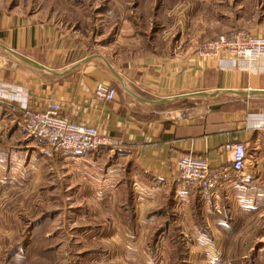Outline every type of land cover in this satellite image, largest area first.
Instances as JSON below:
<instances>
[{
  "label": "crops",
  "instance_id": "obj_1",
  "mask_svg": "<svg viewBox=\"0 0 264 264\" xmlns=\"http://www.w3.org/2000/svg\"><path fill=\"white\" fill-rule=\"evenodd\" d=\"M62 2L0 0V90L25 97L34 108L53 98L69 119L110 137L111 147L100 152L117 148L125 163H132L140 217L172 198L189 217L191 232L201 235L210 256L205 262L221 254L225 235L264 230V57L252 67L235 66L225 54L202 48L203 41L237 30L264 35V0ZM78 11L89 20L82 25L111 29L77 34L68 27L77 25L72 17ZM100 81L116 90L113 99L96 97ZM12 98L0 99V133L6 136L20 117ZM146 110L158 113L149 116ZM232 140L246 144L243 172L225 181L217 177L206 189L182 187L176 177L182 154L205 156L212 169L223 167L228 164L224 145ZM61 157L66 164L72 158L74 164L87 163L85 175L97 183L100 176L90 165L101 156ZM237 244L240 253L254 249L246 238Z\"/></svg>",
  "mask_w": 264,
  "mask_h": 264
},
{
  "label": "rangeland",
  "instance_id": "obj_2",
  "mask_svg": "<svg viewBox=\"0 0 264 264\" xmlns=\"http://www.w3.org/2000/svg\"><path fill=\"white\" fill-rule=\"evenodd\" d=\"M80 13L72 17L77 25L68 27L77 34L96 36L110 28L82 25L89 20ZM18 121L7 136L0 133V264H264V230L225 235L221 254L207 263L201 235L191 232L189 217L172 198L140 217L131 188L132 163H125L123 151H93L103 159L90 165L100 176L91 184L87 163L60 161L65 153L85 152L48 156L44 143L19 130ZM245 238L254 249L240 253L237 243Z\"/></svg>",
  "mask_w": 264,
  "mask_h": 264
},
{
  "label": "built area",
  "instance_id": "obj_3",
  "mask_svg": "<svg viewBox=\"0 0 264 264\" xmlns=\"http://www.w3.org/2000/svg\"><path fill=\"white\" fill-rule=\"evenodd\" d=\"M202 48L208 53L225 54L235 66L252 67L257 59L264 57V35L237 30L204 41ZM115 94L116 90L109 83L100 81L96 84V97L111 100ZM9 98L12 97L0 90V99ZM11 100L18 102L19 130L42 140L46 145L42 152L48 156L62 151L93 152L112 144L111 138L100 134L96 127L69 119L53 98H49L42 108L30 106L21 95ZM224 149L228 164L215 169L205 156L182 154L176 163V177L182 187L206 189L214 186L217 177L225 181L231 175L243 172L247 159L246 144L232 140L225 143Z\"/></svg>",
  "mask_w": 264,
  "mask_h": 264
},
{
  "label": "water",
  "instance_id": "obj_4",
  "mask_svg": "<svg viewBox=\"0 0 264 264\" xmlns=\"http://www.w3.org/2000/svg\"><path fill=\"white\" fill-rule=\"evenodd\" d=\"M11 52H12L13 54L17 55L18 57H20L23 61H25V62H27V63H30V64L35 65V66H37V67H42V65H40L39 63H37V62L34 61L33 59H31V58H29V57H27V56H25V55H23V54H21V53H18V52H16V51H12V50H11ZM109 67H110V66H109ZM110 69H111V67H110ZM111 71H112V73H113L115 76L119 77V75H118L115 71H113V69H111Z\"/></svg>",
  "mask_w": 264,
  "mask_h": 264
},
{
  "label": "trees",
  "instance_id": "obj_5",
  "mask_svg": "<svg viewBox=\"0 0 264 264\" xmlns=\"http://www.w3.org/2000/svg\"><path fill=\"white\" fill-rule=\"evenodd\" d=\"M132 188V187H131ZM190 263V262H189Z\"/></svg>",
  "mask_w": 264,
  "mask_h": 264
}]
</instances>
